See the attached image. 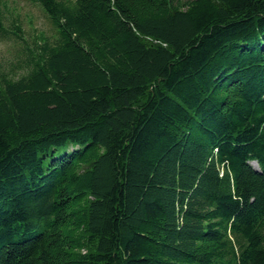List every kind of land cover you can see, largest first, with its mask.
Returning <instances> with one entry per match:
<instances>
[{"label": "trees", "instance_id": "obj_1", "mask_svg": "<svg viewBox=\"0 0 264 264\" xmlns=\"http://www.w3.org/2000/svg\"><path fill=\"white\" fill-rule=\"evenodd\" d=\"M36 1L57 36L0 68V264H264V0Z\"/></svg>", "mask_w": 264, "mask_h": 264}, {"label": "rangeland", "instance_id": "obj_2", "mask_svg": "<svg viewBox=\"0 0 264 264\" xmlns=\"http://www.w3.org/2000/svg\"><path fill=\"white\" fill-rule=\"evenodd\" d=\"M3 10L5 26L11 32L0 34V68L19 64L25 56L26 42L43 43L57 36L48 14L36 0H4ZM12 31L23 35V38Z\"/></svg>", "mask_w": 264, "mask_h": 264}]
</instances>
